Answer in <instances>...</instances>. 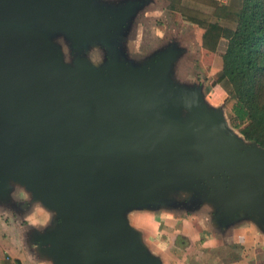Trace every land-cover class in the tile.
I'll list each match as a JSON object with an SVG mask.
<instances>
[{
    "label": "water",
    "instance_id": "obj_1",
    "mask_svg": "<svg viewBox=\"0 0 264 264\" xmlns=\"http://www.w3.org/2000/svg\"><path fill=\"white\" fill-rule=\"evenodd\" d=\"M96 2L0 0V20L43 17L67 29L75 47L97 41L111 52L102 78L87 58L65 62L35 31L29 41H4L0 29V178L33 181L40 200L62 209L49 238L60 264H98L102 249L125 264H156L126 215L183 187L224 214L245 207L262 215V184L243 173L264 170V150L232 131L222 110L208 112L201 88L187 93L170 83L174 52L142 70L117 60L115 28ZM173 102L190 110L186 121L170 115Z\"/></svg>",
    "mask_w": 264,
    "mask_h": 264
},
{
    "label": "crops",
    "instance_id": "obj_2",
    "mask_svg": "<svg viewBox=\"0 0 264 264\" xmlns=\"http://www.w3.org/2000/svg\"><path fill=\"white\" fill-rule=\"evenodd\" d=\"M96 1L99 11L115 28L109 34V39L112 40L111 48L115 50L112 53L117 60L135 70H142L156 63L160 56L174 52V59L171 57L169 64L170 83L187 93L201 88L202 102L208 112L221 108L226 97L221 85L212 84L208 89L204 84L197 85L190 82V78L185 80L178 76L177 72L184 64L186 48L176 38L165 42L164 35L157 28L154 44L145 48L142 35L145 27L137 20L142 13L147 18L154 16L153 11L148 9L154 0ZM120 21L121 25L116 30ZM207 29L202 36V47L209 50L204 46ZM92 50L96 52L90 57L88 55L87 61L100 73L103 65L110 61L111 52L109 47L102 45H95ZM98 50L105 53V61L97 57ZM220 76L221 71L218 70L214 81ZM168 111L181 121H186L191 114L187 107L177 102H173ZM247 144L251 145L249 142ZM243 179L262 184L261 195L264 197V170L252 167L243 173ZM260 187L257 185L253 189L259 190ZM199 198L193 189L183 187L167 195L166 199H171L174 206L159 203L149 208H135L127 213V222L138 233L139 243L150 259L156 264H264V206L260 204L262 215L245 207L224 214L221 204L212 200H202L195 205ZM3 205L7 208L0 206V210H7V214L0 222V264H60L54 245L47 243L54 234L52 230L58 224V216L50 213V216H46L42 211L44 204L35 200L26 202L22 207L25 211L21 212L10 209V204ZM183 249L185 252L181 253ZM107 250L100 252L98 264H125Z\"/></svg>",
    "mask_w": 264,
    "mask_h": 264
},
{
    "label": "rangeland",
    "instance_id": "obj_3",
    "mask_svg": "<svg viewBox=\"0 0 264 264\" xmlns=\"http://www.w3.org/2000/svg\"><path fill=\"white\" fill-rule=\"evenodd\" d=\"M178 1L179 0H154L153 4L148 8L150 11H153L152 14L154 16H150L149 18H147L145 13H142L138 17L137 21H140L142 25L144 24L143 26L145 27L144 33H142L144 46L145 48H149L152 46V43L154 44L158 30L164 35L163 38L165 42L176 38L180 42V45L186 48L184 64L182 69L180 68L177 72L178 76L180 78L183 77L185 80L190 78V82L196 84H204L206 88H210L215 82L214 80L218 74V70L222 73L223 67L221 50L209 51L202 47V36L206 28H208L209 24L208 22L195 21L193 19H189L188 15H185L176 10L174 11L172 6L176 5L177 8H183L184 6H187L190 7L191 10H197L198 12H201L202 14H205L208 17H211V14L213 12L212 8L210 7L208 0H181V4H179ZM219 1L226 2L224 0ZM92 2L95 3V1ZM96 5L99 6L98 2H96ZM21 19L22 20L16 19L13 21L0 20V29L2 30V39L4 41L14 34H20L23 36L22 38L25 41H29L33 37L27 36L28 30H31V32L35 31L41 36L48 39L56 47H58L63 60L69 64H72L75 59H86L88 58V55L90 57V55L96 52L92 49L97 44V41L95 43L91 42L90 45H85L83 47L77 46V48L75 47V45L77 44L72 41L71 35L67 31V29L52 28L48 24V22L43 19V17H34L30 20L29 23L25 22L27 19ZM203 23L205 25H203ZM157 28L159 29L157 30ZM34 36L37 37L38 35ZM97 57L102 61L106 60V56L103 51L98 50ZM212 72L213 75H211ZM224 96L226 97L222 101L221 106V108L223 107L222 109L224 111V118L228 124V127H230L232 131L239 134V130L234 128L231 120L232 107L234 102L227 101L226 98H228V95L226 93H224ZM0 183L3 187L8 189L6 191V189L0 188V206L2 207L5 206L3 204H10V209L13 208L16 209L18 212H21L25 211V209H23L22 207L26 204V202H32V200H35L37 201V203L41 204L42 202L44 204L43 206H45V209H43L42 211L47 214L46 216L54 214L57 217L58 214L62 215L63 213L61 208L54 206L55 204L51 205L44 199H39L37 193L34 190L35 188H37V186H33L35 184L33 181H25L24 178L18 175H12L11 178H3L2 176L0 178ZM199 202L201 201H197L194 204L196 205ZM166 204L174 206V202L171 199H167ZM6 211L7 210H4L3 212V210H0V222L4 220ZM125 212L127 213V211ZM59 222L60 221H57L58 224ZM56 227L53 228V230H56ZM93 231L96 232V230ZM47 243L51 245L50 241H48ZM180 252L183 253L185 252V250L183 249Z\"/></svg>",
    "mask_w": 264,
    "mask_h": 264
},
{
    "label": "trees",
    "instance_id": "obj_4",
    "mask_svg": "<svg viewBox=\"0 0 264 264\" xmlns=\"http://www.w3.org/2000/svg\"><path fill=\"white\" fill-rule=\"evenodd\" d=\"M208 2L211 17L187 6L172 8L195 21L208 22L204 46L221 50L223 67L213 85H221L227 101L234 102L231 120L239 130L236 134L264 150V0Z\"/></svg>",
    "mask_w": 264,
    "mask_h": 264
}]
</instances>
